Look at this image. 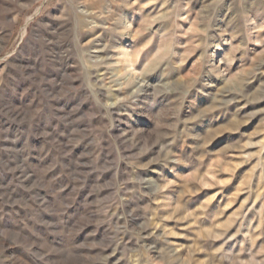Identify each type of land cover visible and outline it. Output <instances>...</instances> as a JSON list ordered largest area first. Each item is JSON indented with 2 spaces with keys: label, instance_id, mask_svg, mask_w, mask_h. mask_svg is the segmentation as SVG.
I'll return each mask as SVG.
<instances>
[{
  "label": "rangeland",
  "instance_id": "1",
  "mask_svg": "<svg viewBox=\"0 0 264 264\" xmlns=\"http://www.w3.org/2000/svg\"><path fill=\"white\" fill-rule=\"evenodd\" d=\"M0 264H264V0H0Z\"/></svg>",
  "mask_w": 264,
  "mask_h": 264
},
{
  "label": "bare ground",
  "instance_id": "2",
  "mask_svg": "<svg viewBox=\"0 0 264 264\" xmlns=\"http://www.w3.org/2000/svg\"><path fill=\"white\" fill-rule=\"evenodd\" d=\"M122 61L124 63L125 68H128L129 70L133 69L132 64H131V59H130V52L128 50H124L122 52ZM121 66H122V64H121Z\"/></svg>",
  "mask_w": 264,
  "mask_h": 264
}]
</instances>
